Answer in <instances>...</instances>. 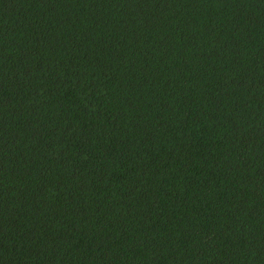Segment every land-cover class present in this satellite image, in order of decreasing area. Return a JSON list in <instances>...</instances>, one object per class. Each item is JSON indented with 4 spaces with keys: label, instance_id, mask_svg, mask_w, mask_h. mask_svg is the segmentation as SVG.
Listing matches in <instances>:
<instances>
[{
    "label": "trees",
    "instance_id": "trees-1",
    "mask_svg": "<svg viewBox=\"0 0 264 264\" xmlns=\"http://www.w3.org/2000/svg\"><path fill=\"white\" fill-rule=\"evenodd\" d=\"M0 264H264V0H0Z\"/></svg>",
    "mask_w": 264,
    "mask_h": 264
}]
</instances>
